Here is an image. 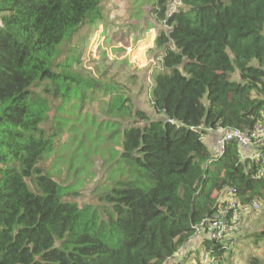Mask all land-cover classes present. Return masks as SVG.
<instances>
[{"label":"trees","instance_id":"16d2710c","mask_svg":"<svg viewBox=\"0 0 264 264\" xmlns=\"http://www.w3.org/2000/svg\"><path fill=\"white\" fill-rule=\"evenodd\" d=\"M104 3L0 0V264H163L227 189L242 204H264V177L254 178L247 152L232 140L216 156L201 140L203 127L245 130L264 115V0H179L168 15L162 4L151 112L125 83L101 85L76 69L70 44L103 18ZM67 114L117 138L120 150L106 155L116 171L98 193L107 227L39 166L59 150ZM198 241L208 258L234 263L226 239Z\"/></svg>","mask_w":264,"mask_h":264},{"label":"rangeland","instance_id":"374dc122","mask_svg":"<svg viewBox=\"0 0 264 264\" xmlns=\"http://www.w3.org/2000/svg\"><path fill=\"white\" fill-rule=\"evenodd\" d=\"M178 1L114 0V3L105 0L104 6L107 4L108 7L103 11V18L90 27L84 26L70 44V48H76L80 59L77 71L101 85L110 78L125 83L137 100V106L151 112L147 89L151 72L158 68L155 63L160 54L154 47V40L157 31L164 27L163 16L158 10L164 4L163 13L168 15ZM87 108L89 114L96 112L91 105ZM72 116H63L66 125L57 140L59 150L45 157L39 166L50 172L54 179L71 185L74 194L68 196L69 200L76 201L88 211L95 210L100 225L107 227L113 224L112 219L108 215L101 218L106 213V205L99 201L98 193L104 188L108 176L116 171L114 159L106 155L109 151L120 150V147L117 138L105 140L110 129L104 126L98 132L95 125L82 120L83 116L79 118V124L71 119ZM71 123L73 129L68 133ZM71 136L76 137L69 140ZM243 217L240 216V225L228 234L230 244L234 246L225 257L231 256L230 263L236 261L238 264H250L249 258L255 257L260 262L258 264H264V238L252 242L256 238L254 233L264 229V204L260 213L248 215L241 228ZM202 253V249H197L198 257Z\"/></svg>","mask_w":264,"mask_h":264},{"label":"built area","instance_id":"2783aa9c","mask_svg":"<svg viewBox=\"0 0 264 264\" xmlns=\"http://www.w3.org/2000/svg\"><path fill=\"white\" fill-rule=\"evenodd\" d=\"M202 128V127H201ZM201 140H205L206 136L213 134L216 138L215 154L220 155L224 152L226 144L229 141H235L238 146L247 152V156L253 164L254 178L264 177V115L252 126L245 130L237 128H227L220 124L213 127H203ZM242 156V153H241ZM263 204L252 200L248 204H242L235 195V189H227L223 195V199L219 208L210 217H205L199 224L193 225V234L191 237L199 240L203 234H208L210 239L223 241L227 240L228 234L240 225V216L249 212L257 213L261 210ZM185 250L181 246L176 253L163 264L174 262ZM203 257L198 264H219L213 259L207 257L203 253Z\"/></svg>","mask_w":264,"mask_h":264},{"label":"crops","instance_id":"0c3cea01","mask_svg":"<svg viewBox=\"0 0 264 264\" xmlns=\"http://www.w3.org/2000/svg\"><path fill=\"white\" fill-rule=\"evenodd\" d=\"M205 144L208 146V148L210 150H212L213 148H215V145H216V138L213 134H209L206 136L205 140H204ZM248 215H254L253 213H247V214H244V222L241 226V228L244 226V224L246 223L247 221V217ZM229 237L227 238L226 241H229ZM230 242V241H229ZM182 247L183 249L186 251V253H190L189 256H187L185 258V260H188V261H191L193 262L194 260H192L195 256H193V252L194 251H197V249L200 248V243L199 241L196 239V238H193V237H190V239L188 241H186L184 244H182ZM201 257V256H200ZM200 259V258H199ZM200 261V260H199ZM198 262V261H197ZM197 262L195 264H197ZM233 264H238V262H234ZM243 264V263H242Z\"/></svg>","mask_w":264,"mask_h":264}]
</instances>
